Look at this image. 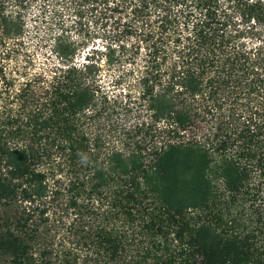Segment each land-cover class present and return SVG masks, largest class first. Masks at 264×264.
<instances>
[{
  "label": "trees",
  "instance_id": "1",
  "mask_svg": "<svg viewBox=\"0 0 264 264\" xmlns=\"http://www.w3.org/2000/svg\"><path fill=\"white\" fill-rule=\"evenodd\" d=\"M0 264H264V0H0Z\"/></svg>",
  "mask_w": 264,
  "mask_h": 264
},
{
  "label": "rangeland",
  "instance_id": "2",
  "mask_svg": "<svg viewBox=\"0 0 264 264\" xmlns=\"http://www.w3.org/2000/svg\"><path fill=\"white\" fill-rule=\"evenodd\" d=\"M35 10V9H34Z\"/></svg>",
  "mask_w": 264,
  "mask_h": 264
}]
</instances>
